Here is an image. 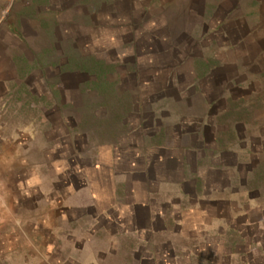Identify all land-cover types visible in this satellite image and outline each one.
<instances>
[{"label": "rangeland", "instance_id": "1", "mask_svg": "<svg viewBox=\"0 0 264 264\" xmlns=\"http://www.w3.org/2000/svg\"><path fill=\"white\" fill-rule=\"evenodd\" d=\"M141 137L167 147L176 182L181 165L201 166L207 193L237 191L236 206L207 207V221L224 207L220 233L175 243L183 253L160 252V264H264V0H0V146L15 139L31 165L55 148L47 162L72 173L88 165L87 143L131 149ZM221 162L236 173L212 169ZM171 192L160 196L184 208ZM4 228L0 264L38 251L10 249Z\"/></svg>", "mask_w": 264, "mask_h": 264}, {"label": "crops", "instance_id": "2", "mask_svg": "<svg viewBox=\"0 0 264 264\" xmlns=\"http://www.w3.org/2000/svg\"><path fill=\"white\" fill-rule=\"evenodd\" d=\"M116 139L97 141L91 149L87 143L88 165L73 168L72 173L47 162L55 148H40L37 164L31 165L25 156L16 160L15 139H2L0 227H5L10 249L25 242L38 250L28 255L21 252L23 264H160V252L170 251L172 257L183 253L175 250V243H205L211 227L219 233L224 228L216 221L224 219V207L210 221L207 207L221 202L236 206L233 185L227 183L207 193L196 174L201 173V166L191 172L183 165L176 182L173 165L169 166L165 155L167 147L160 146L156 138L153 142V138L141 137L139 144L135 139L131 149L123 146L126 140ZM68 146L73 153L83 151L71 139ZM228 165L221 162V168L212 169L236 173ZM202 168L205 173L206 167ZM189 182L192 194L184 188ZM169 189L171 194L175 190L182 194L184 208L176 210L172 200L160 196ZM163 203L167 206L160 210ZM16 210L33 214L31 218L15 217ZM15 225L24 228L15 230Z\"/></svg>", "mask_w": 264, "mask_h": 264}]
</instances>
